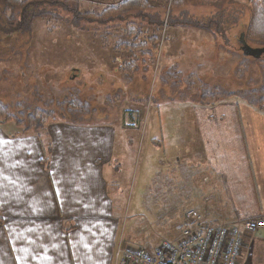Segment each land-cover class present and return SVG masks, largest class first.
Returning a JSON list of instances; mask_svg holds the SVG:
<instances>
[{"label":"crops","instance_id":"0c3cea01","mask_svg":"<svg viewBox=\"0 0 264 264\" xmlns=\"http://www.w3.org/2000/svg\"><path fill=\"white\" fill-rule=\"evenodd\" d=\"M89 1L110 6L122 0ZM184 27L167 35L169 50L177 48L172 39L179 36L186 52L197 44L194 39L217 43L224 37L200 28L177 31ZM238 33L226 32L233 41L221 44L232 46ZM237 100L192 107L205 165L202 190L191 184L187 195L199 197L191 199L190 209L211 224L264 218V111L240 109ZM20 130L14 121L0 123V264H113L124 220L116 175L130 163L121 144L130 145L129 139L122 141L118 130L134 126L124 119L119 125L57 120L36 133ZM160 189L157 198L126 216L129 245L151 249L180 233L188 209L160 204ZM146 222L159 236L141 229ZM243 241L236 264H264V227L245 232Z\"/></svg>","mask_w":264,"mask_h":264},{"label":"rangeland","instance_id":"374dc122","mask_svg":"<svg viewBox=\"0 0 264 264\" xmlns=\"http://www.w3.org/2000/svg\"><path fill=\"white\" fill-rule=\"evenodd\" d=\"M248 1L190 0L184 7L169 4L162 12L164 26L159 41L154 46L149 45L153 47L154 60L143 63V58L137 54V60L131 65L133 68H128L137 70L132 81H127L120 73L122 65L117 63L119 69H111L113 65L108 59L112 54L108 43L107 48L103 47L106 42L104 32L91 31L100 29L102 24L81 17L70 20V8L63 7L56 19L37 18L33 22L26 40L28 47L21 46L20 49L22 55L27 49L26 60H20L17 54L6 53L10 60L0 63V101L13 109L19 102L42 106L48 99L57 100L71 91H79L96 110L88 117V124L106 122L119 125L124 119L126 125L134 126L133 131L118 130L119 138L122 141L129 139L130 144L125 146L127 142H121L128 151L130 163L116 175L117 187L124 194V220L119 239L123 244L129 245L124 237L126 216L130 218L141 210L142 203L148 204V200L157 198L160 187V204L176 205L178 212L193 208V198L187 192L191 184L202 190L205 163L192 107L208 106V97L212 93H205V90L235 92L233 97L239 100L242 109L243 105L252 106L242 92L256 90L264 84V57L244 58L237 39L229 47L221 44L227 43L226 37H221L217 43L207 37L203 41L197 38L194 39L197 44L186 52L181 46L183 38L172 37L178 46L174 51L169 50L166 42L171 37L167 35L182 27L177 24L178 18L171 21L172 17L179 16L181 8L185 9V19L195 20L220 11L225 16L228 14L225 26L228 23L232 28L241 20L240 28L237 27L240 33L248 20ZM78 2L76 8L82 12L100 13L106 7L89 0ZM229 4H232L233 12L229 10ZM156 12L160 13L159 7ZM185 29L197 28L187 25L177 31ZM143 31H146L145 35L148 32L146 28ZM2 49L8 52L9 45H3ZM173 56L176 57L177 63H173L176 66L170 65ZM85 57L89 61L84 63L85 67L70 68L80 66ZM167 57H170L169 61ZM145 190L147 199L142 201ZM126 204H129V210ZM141 229L151 235L159 234L152 222H146Z\"/></svg>","mask_w":264,"mask_h":264},{"label":"trees","instance_id":"16d2710c","mask_svg":"<svg viewBox=\"0 0 264 264\" xmlns=\"http://www.w3.org/2000/svg\"><path fill=\"white\" fill-rule=\"evenodd\" d=\"M78 1L0 0V63H6L10 60L11 57H7L6 53L11 55L17 54L20 60H26V56L29 55L27 49L23 55L20 49L27 46L26 40L30 36L33 22L37 18L49 17L56 19L61 13V7H63L65 9L70 8L71 13L68 17L70 20L74 21L81 17L92 21L97 20L102 24L100 29L91 31L102 30L104 32L103 37H106V42L103 44V47L107 48L106 45L109 44L112 56L109 57L108 61L113 65L111 69L118 70L117 63L122 65L120 66L122 69L119 70L120 73L125 76L127 81H132L134 71L137 70H130L128 68L137 60V54L143 58L141 61L143 63L153 62L154 60L153 47L150 48L149 45L152 44L154 46L159 41L160 30L164 26L162 12L167 10L166 8L169 4L175 7H184L190 0H122L115 5L106 6L100 13L80 11L76 8L79 4ZM158 7L160 13L156 12ZM228 7L231 12L234 11L231 8L232 4H229ZM247 8L248 20L245 22V27L240 31V34H244V42L249 46L264 47V0H249ZM152 9L154 10L152 11ZM221 9L226 8L221 6ZM223 14L224 12L219 11L218 14L209 13L197 20L194 18L185 19V9L181 8L179 16L172 17L171 21L178 18L176 19L178 25H191V27L203 30H214L215 32H219V35H224L225 37V33L232 29L237 32L239 23L236 21L232 28L228 26V23L225 26L228 14L227 16ZM170 22L169 24L172 23ZM143 28H146L148 31V34L146 33L148 37L141 36V34L146 36V31L142 32ZM26 35L28 36L24 39L23 37ZM231 38L226 37L224 39L228 43L231 42ZM237 40L239 39L237 38ZM3 45H9L8 52L2 49ZM17 45L18 47H16ZM132 50L137 53H131ZM123 52L127 53L123 55ZM262 57H264V54L258 59ZM244 58L254 57L244 56ZM86 62L89 61L85 57L80 66L72 65L70 68L78 70V67H85L84 63ZM123 65L126 67L123 68ZM210 92L212 96H207L209 98L208 103L226 100L235 95V92L217 91L216 89L213 93L210 88L205 90V93L210 94ZM242 94L248 97H246L248 104L264 111V84L256 90H249L244 93L242 92ZM95 111V108L90 105L89 100L85 99L82 94L80 95L79 91H71V93H68L63 98L46 100L42 106L19 102L16 104L15 109H13V107L0 101V123L14 121L21 128V132L36 133L48 123L57 120L88 123L90 121L88 117L93 116Z\"/></svg>","mask_w":264,"mask_h":264},{"label":"built area","instance_id":"2783aa9c","mask_svg":"<svg viewBox=\"0 0 264 264\" xmlns=\"http://www.w3.org/2000/svg\"><path fill=\"white\" fill-rule=\"evenodd\" d=\"M195 209L183 214L175 240L161 239L151 249L119 241L113 264H236L245 232L264 227V218L211 224Z\"/></svg>","mask_w":264,"mask_h":264},{"label":"water","instance_id":"95a60500","mask_svg":"<svg viewBox=\"0 0 264 264\" xmlns=\"http://www.w3.org/2000/svg\"><path fill=\"white\" fill-rule=\"evenodd\" d=\"M244 34L241 33L239 37L240 49L244 56H252L256 59L264 54V47H251L244 42Z\"/></svg>","mask_w":264,"mask_h":264}]
</instances>
